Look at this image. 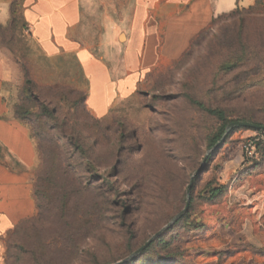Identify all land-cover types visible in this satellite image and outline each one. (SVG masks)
Wrapping results in <instances>:
<instances>
[{"label": "rangeland", "instance_id": "374dc122", "mask_svg": "<svg viewBox=\"0 0 264 264\" xmlns=\"http://www.w3.org/2000/svg\"><path fill=\"white\" fill-rule=\"evenodd\" d=\"M0 35L20 69L14 114L40 159L38 214L8 233L11 264L126 260L184 210L201 167L185 217L126 264H264V132L234 127L215 148L225 123L208 111L225 112L226 132L238 121L264 126V0H238L152 70L126 76L110 62L118 101L101 119L82 92L23 86L25 40L14 28Z\"/></svg>", "mask_w": 264, "mask_h": 264}, {"label": "crops", "instance_id": "0c3cea01", "mask_svg": "<svg viewBox=\"0 0 264 264\" xmlns=\"http://www.w3.org/2000/svg\"><path fill=\"white\" fill-rule=\"evenodd\" d=\"M186 1L127 0L126 6H117L113 0H0V31L14 28L25 40L28 75L35 85L82 92L87 111L101 119L118 101L120 81L110 62L118 60L121 72L131 76L180 58L213 17L238 2L229 0L220 9L221 0H195L178 11ZM6 38L0 35V264H11L8 233L38 214L40 164L30 127L14 114V89L21 77L18 64L5 57L11 53Z\"/></svg>", "mask_w": 264, "mask_h": 264}, {"label": "water", "instance_id": "95a60500", "mask_svg": "<svg viewBox=\"0 0 264 264\" xmlns=\"http://www.w3.org/2000/svg\"><path fill=\"white\" fill-rule=\"evenodd\" d=\"M234 127H243V128H248V129H255L258 131H262L264 132V126H260L254 123H250V122H233L228 126V130L226 133H228L230 130H232ZM224 137L222 138L221 141H223ZM221 144V142H218L215 146V148L219 147ZM203 171V168L201 167L195 174V176L191 179V183L188 187V192H187V201H186V205L184 210L177 215L167 226H165L161 231L157 232L142 248H140L139 250H137L134 254H132L129 258H127L126 260L119 262L117 264H126L129 260H131L132 258L136 257L137 255H139L146 247H148V245H150L155 239H157L158 237H160L167 229H169L175 222H177L178 220H180L185 214L186 212L190 209L191 206V191H192V187H193V181L195 179L196 176L200 175Z\"/></svg>", "mask_w": 264, "mask_h": 264}, {"label": "trees", "instance_id": "16d2710c", "mask_svg": "<svg viewBox=\"0 0 264 264\" xmlns=\"http://www.w3.org/2000/svg\"><path fill=\"white\" fill-rule=\"evenodd\" d=\"M234 14V13H233ZM27 84H31V80H27L26 81ZM208 111L217 116L219 120L223 121L225 123L224 127L220 130V133L212 140V145H216L221 139L222 137L224 136V134L226 133V126H227V122H226V115H225V112L223 110H219V109H208ZM221 193V189H215L213 190L211 193H210V198H215L217 197L219 194ZM191 204H192V201H191ZM38 206V205H37ZM191 207V206H190ZM185 217V216H183ZM183 217L179 220L181 221L183 219ZM21 230V226L19 227V229L16 231V232H19ZM8 248V251H9V256L11 258V248H12V245L9 244L7 246ZM147 249V248H145ZM144 249V250H145ZM143 250V251H144Z\"/></svg>", "mask_w": 264, "mask_h": 264}]
</instances>
